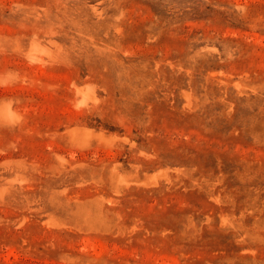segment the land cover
Wrapping results in <instances>:
<instances>
[{
    "label": "rangeland",
    "instance_id": "obj_1",
    "mask_svg": "<svg viewBox=\"0 0 264 264\" xmlns=\"http://www.w3.org/2000/svg\"><path fill=\"white\" fill-rule=\"evenodd\" d=\"M0 264H264V0H0Z\"/></svg>",
    "mask_w": 264,
    "mask_h": 264
}]
</instances>
